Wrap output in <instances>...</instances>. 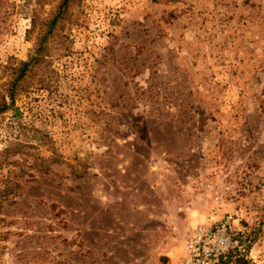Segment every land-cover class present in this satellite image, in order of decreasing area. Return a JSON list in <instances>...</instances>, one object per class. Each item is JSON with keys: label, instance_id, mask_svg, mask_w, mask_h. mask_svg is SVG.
I'll use <instances>...</instances> for the list:
<instances>
[{"label": "rangeland", "instance_id": "rangeland-1", "mask_svg": "<svg viewBox=\"0 0 264 264\" xmlns=\"http://www.w3.org/2000/svg\"><path fill=\"white\" fill-rule=\"evenodd\" d=\"M5 101L0 264H181L228 216L264 264V0H0Z\"/></svg>", "mask_w": 264, "mask_h": 264}, {"label": "built area", "instance_id": "built-area-1", "mask_svg": "<svg viewBox=\"0 0 264 264\" xmlns=\"http://www.w3.org/2000/svg\"><path fill=\"white\" fill-rule=\"evenodd\" d=\"M237 235L231 216L197 225L184 239L181 264H221L238 246Z\"/></svg>", "mask_w": 264, "mask_h": 264}, {"label": "trees", "instance_id": "trees-1", "mask_svg": "<svg viewBox=\"0 0 264 264\" xmlns=\"http://www.w3.org/2000/svg\"><path fill=\"white\" fill-rule=\"evenodd\" d=\"M69 0H64V4H67ZM42 21L38 15H36L35 17H33L32 19V27L31 29L36 30L38 28V23ZM58 19L54 18L53 21L50 22V24H48L47 22L43 23L42 27L43 29H40V34L38 36V40L36 43V48L34 50V56L29 60V61H23L18 69V73L16 74L15 78L12 79L11 81V85L9 87V93H10V97L12 99V102L15 101V88L19 85L20 81L23 80L25 78V76L27 75L31 62L35 59L36 61L39 60V58H43L44 55H46V51H47V45L45 44V42L48 39V35L50 33H52L56 27ZM14 80V81H13ZM10 104L6 103V101L0 105V113L6 111L7 109H9ZM238 238V237H237ZM239 240V244L238 246L234 249L233 253L231 252L228 257L226 258V260H230L233 258V255L237 254V252L241 251V248L244 247V244H240V239ZM242 242V241H241ZM240 245V246H239ZM224 260H222L221 264L223 263ZM246 264V263H244Z\"/></svg>", "mask_w": 264, "mask_h": 264}]
</instances>
